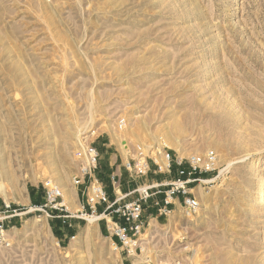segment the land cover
Instances as JSON below:
<instances>
[{
  "label": "rangeland",
  "instance_id": "obj_1",
  "mask_svg": "<svg viewBox=\"0 0 264 264\" xmlns=\"http://www.w3.org/2000/svg\"><path fill=\"white\" fill-rule=\"evenodd\" d=\"M161 139L181 158L215 151L219 171L192 220L177 206L129 256L81 217L75 153L93 142L106 173L124 145ZM48 179L74 239L36 210ZM1 223L0 264H264V0H0Z\"/></svg>",
  "mask_w": 264,
  "mask_h": 264
},
{
  "label": "built area",
  "instance_id": "obj_2",
  "mask_svg": "<svg viewBox=\"0 0 264 264\" xmlns=\"http://www.w3.org/2000/svg\"><path fill=\"white\" fill-rule=\"evenodd\" d=\"M127 126L126 118L118 120L119 131L125 130ZM124 146L127 157L124 169L132 181L150 174L169 176L174 171L175 178L167 182L141 184L130 194H122L119 176L112 175L110 180L114 199H111L106 186L98 177L101 154L92 142L81 146L75 153L77 170L73 184L81 188L83 198L81 217L86 220L95 217L98 219V224L103 222L106 231L117 240V244L121 245L129 256H133L137 251L142 250L140 238L146 228L151 227L152 221L159 222L160 218L169 220L177 206L184 209L183 215L187 221L197 215L200 203L194 195V190L214 182L216 179L214 175L219 171V161L218 155L213 150L181 158L172 153V149L164 139L151 147L141 143L135 144L132 148ZM208 175L213 176L205 178ZM43 188L45 202L41 206H36L37 211L59 213L58 217L49 215L52 218L63 220L75 218L74 215L63 214L69 211L64 202L63 192L55 181L46 180ZM131 194L136 195L135 200L125 202ZM149 207L155 210L156 218L145 217L146 208ZM10 245L7 230L1 223L0 248ZM146 264L151 263L148 261ZM171 264L185 263L177 260Z\"/></svg>",
  "mask_w": 264,
  "mask_h": 264
},
{
  "label": "crops",
  "instance_id": "obj_3",
  "mask_svg": "<svg viewBox=\"0 0 264 264\" xmlns=\"http://www.w3.org/2000/svg\"><path fill=\"white\" fill-rule=\"evenodd\" d=\"M126 159H127V157L124 156L122 153H119V155H115V158L113 156H111L110 162H109V169H108V171L106 173L103 171V168H102L101 163H100V168H99V171H98V177L101 180V182L105 186L108 187V189H109L108 190V193H109V196H110L111 199H114V193L112 192L111 180H110V178L112 177V175H118L119 176V179H120V181L122 183V187H121L122 194H127V193H124V192H126L127 189L129 191L131 189L129 187V185H128V188H125V186H123V182L125 181V179L126 178H129L126 170L124 169V164L126 162ZM100 162H101V160H100ZM165 176L166 175H155V177H153L151 179V182H163L164 181L163 179H164ZM102 178H106L107 179V183H105ZM128 183H130V182H128ZM135 187H137V184H135ZM44 202H45V198H44L43 202H41L39 204H42V203L44 204ZM76 206L77 205L75 203V207ZM81 209H82V206H81ZM53 213H54L55 216L58 217V215H59L58 212H53ZM149 216H151L153 218H156L157 215H156L155 210H152V213H150ZM55 220L64 229H67L68 232L71 233L70 235L67 233V235L65 236L66 240H70V239H74L75 238L77 229H76V223H75L74 218H70V219H67V220H63V219L56 218ZM104 231H106V230H104Z\"/></svg>",
  "mask_w": 264,
  "mask_h": 264
},
{
  "label": "bare ground",
  "instance_id": "obj_4",
  "mask_svg": "<svg viewBox=\"0 0 264 264\" xmlns=\"http://www.w3.org/2000/svg\"><path fill=\"white\" fill-rule=\"evenodd\" d=\"M95 134V133H94ZM64 198H66L65 194L63 195ZM88 222H89V225H95L96 222L98 221V219H96L95 217H89L87 218ZM114 244V243H113ZM117 248V247H116Z\"/></svg>",
  "mask_w": 264,
  "mask_h": 264
},
{
  "label": "trees",
  "instance_id": "obj_5",
  "mask_svg": "<svg viewBox=\"0 0 264 264\" xmlns=\"http://www.w3.org/2000/svg\"><path fill=\"white\" fill-rule=\"evenodd\" d=\"M103 179V181L105 182V183H107V179L106 178H102ZM106 189H107V191L109 190L108 189V187L106 186ZM41 205H43V203L42 204H39V203H37L36 204V206H41ZM55 216V215H54ZM56 217V216H55ZM56 219V218H55Z\"/></svg>",
  "mask_w": 264,
  "mask_h": 264
}]
</instances>
